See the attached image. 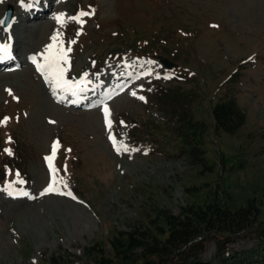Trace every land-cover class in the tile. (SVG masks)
I'll use <instances>...</instances> for the list:
<instances>
[{
    "label": "rangeland",
    "instance_id": "rangeland-1",
    "mask_svg": "<svg viewBox=\"0 0 264 264\" xmlns=\"http://www.w3.org/2000/svg\"><path fill=\"white\" fill-rule=\"evenodd\" d=\"M75 1L68 0L59 8L70 15L64 9L73 10ZM95 3L97 14L90 28L99 25V37L91 34L87 39L97 43L88 40L86 51H78L71 58L72 70L68 75L76 76L88 70L92 65L90 51L110 46L112 50L124 43L121 37L109 36L119 28L136 29L135 38L149 36L152 28L159 29L161 37H168L179 27L197 30L201 35L196 38L194 53L203 64L197 61L195 64L202 79L195 76L188 83H170L173 95L166 104L172 113L175 109L185 110L203 129L193 135L196 141L188 137L194 146L192 152L187 145L189 150L180 149L183 138L179 139L172 131L174 126L160 124L155 133L159 140H167L162 154L133 153L131 158L127 153L117 155L108 144L97 111L72 110L59 105L51 97V89L40 83L30 67L0 72V115L25 111L23 116L20 113V123L11 126V130L24 151L21 162L30 176L29 182L19 188L35 197L14 199L0 193V264H34V261L52 264L50 259L54 255L75 264H94L98 255L96 251L86 253L87 249L98 243L110 253L108 241L118 236V232L139 230L151 221L167 229L160 218L161 211L178 214L183 209H204L214 202L236 208L253 203L258 207L259 221L264 223V0H97ZM3 10L4 6L0 14ZM213 20L221 24V30L207 26ZM50 23L41 20L15 24L22 57L34 53L41 59L38 54L58 30ZM102 35H108L110 42L103 44ZM188 41L187 49L191 45ZM252 51L258 52V60L252 59L250 65L240 68L237 75L221 85L234 67L232 60L238 61ZM188 56V50L183 47L177 59L182 63ZM226 57L232 60L226 61ZM6 89L19 95L20 100L11 102ZM226 98L235 99L246 114L244 124L234 132L216 128L211 115L215 103ZM112 109L114 129L120 112L139 122L160 115L144 109L127 94L119 96ZM50 120L55 123H49ZM122 127H117L122 135L119 141L128 144ZM56 134L77 149L83 162L84 172L79 173L85 193L79 194L81 199L71 190V182H67L66 190L72 191L75 200L57 194L39 195L48 181L46 155H42L50 151ZM166 235V230L158 234L160 238ZM253 243L254 239L243 235L237 236L229 246L241 249ZM214 251L215 243L207 240L202 258L209 259ZM139 253L140 248L133 254L138 257L133 258L140 259ZM149 259L154 261L152 257ZM114 263L122 264L118 260Z\"/></svg>",
    "mask_w": 264,
    "mask_h": 264
},
{
    "label": "trees",
    "instance_id": "trees-1",
    "mask_svg": "<svg viewBox=\"0 0 264 264\" xmlns=\"http://www.w3.org/2000/svg\"><path fill=\"white\" fill-rule=\"evenodd\" d=\"M237 71L230 78L237 75ZM211 115L216 128L234 132L244 124L246 114L235 99L226 98L215 103ZM178 124L176 127L192 152L194 146H191L187 133L196 134L203 128L200 129V124L194 123L185 110L180 114ZM191 139L192 142L195 140ZM11 160L21 167L19 157ZM257 213L258 207L253 203L236 208L218 202L204 209H183L178 214L161 211L160 218L167 229L157 221H151L142 229L118 232V236L108 241L110 253L98 243L96 247H89L86 253L96 251L98 258L94 264H115V260L122 264H200L201 252L210 239L216 246L215 264H264V223L259 221ZM165 230L167 235L160 238L158 234H163ZM243 235L255 240L252 247L241 250L228 248L237 236ZM138 248L141 258L134 259L133 256L138 257L133 255ZM151 257L154 261L149 259ZM50 261L52 264H75L60 255L52 256Z\"/></svg>",
    "mask_w": 264,
    "mask_h": 264
},
{
    "label": "snow or ice",
    "instance_id": "snow-or-ice-1",
    "mask_svg": "<svg viewBox=\"0 0 264 264\" xmlns=\"http://www.w3.org/2000/svg\"><path fill=\"white\" fill-rule=\"evenodd\" d=\"M3 0H0L2 3ZM39 0H30V2H25V0H19L20 6L25 9H32L34 7V3H38ZM91 9V6H89ZM95 14V10L91 9L90 11L86 10H78L75 15H68L66 13L58 14L55 19L61 27H64L66 21H73L80 25V28L77 30L76 35H81L83 30V25L86 22L85 17H90ZM15 23V18L9 20L7 17L4 19H0V28L6 33L10 32ZM212 27H218V25H212ZM12 37L9 35L8 41L5 43H0V61L12 59ZM50 43L46 45L43 52L39 53L40 61L37 60V55H33L30 57L32 63L35 65L37 72L41 74L46 84L50 85L51 92L53 96L57 97L58 102H64L68 99V97H73L74 99L68 100L70 104H78L81 102L83 98L81 94L87 93L92 85V80L89 79L90 73L85 71L78 78H69L68 73L72 70V61L70 53H72L73 48L72 45L76 44L77 41L75 39L65 41L63 38V34L57 30L50 37ZM67 45V46H65ZM249 60H252V57H249ZM147 63L154 64V61H148ZM95 62H93V65ZM152 72L142 73L141 75H152ZM97 78H99V74L97 73ZM156 78H161L157 73ZM164 79H172V75H165ZM94 90V88L92 89ZM10 96L13 99L19 100V97L14 96L13 91L11 89H6ZM132 96L136 97L137 93L132 92ZM141 101L147 102L144 96L138 97ZM111 99V96L108 97ZM102 103V113L104 118V123L106 128L109 130L108 139L111 141L114 151L117 155L124 153H133L140 151L137 147H131L123 141H118L116 136L111 133V129L113 126V119L111 118V110L108 104L104 101ZM96 106V105H90ZM10 117L4 116L3 119H0V125H7L10 121ZM49 123H55V121H49ZM121 125H125L124 121H120ZM6 144L13 143V139L11 136L7 138L5 141ZM62 144L59 139L53 141L51 145V152L49 155L44 157L47 168L49 170V183L47 187H45L40 193V196L48 195V194H57L71 197L73 200L77 199V197L72 193L71 190L68 189V184L64 181L63 177L60 176V172L63 170L67 173V165L63 166V169L57 167L55 161L58 156V152ZM67 152H71L72 149H66ZM3 152L7 154L9 157H13L15 152L11 147H5ZM147 154V153H145ZM5 174L10 176L13 175V170L5 166ZM14 180H5L3 185H0V192H4L6 195L12 198L19 197H28L29 199H34L35 197L29 193V191L23 188H17L16 185H23L26 183L24 179L21 178V174L18 170L14 173ZM58 186H62L58 187ZM64 189V190H62ZM34 264L36 262L34 261Z\"/></svg>",
    "mask_w": 264,
    "mask_h": 264
},
{
    "label": "bare ground",
    "instance_id": "bare-ground-1",
    "mask_svg": "<svg viewBox=\"0 0 264 264\" xmlns=\"http://www.w3.org/2000/svg\"><path fill=\"white\" fill-rule=\"evenodd\" d=\"M50 24H51V23H50ZM19 47H20V46H19ZM19 47H18V45L16 46V44L14 45V48H15L16 51L19 50Z\"/></svg>",
    "mask_w": 264,
    "mask_h": 264
}]
</instances>
